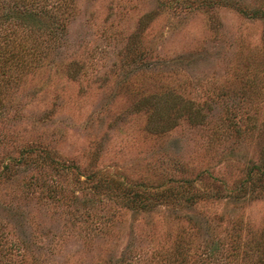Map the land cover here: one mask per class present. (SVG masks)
<instances>
[{"label": "rangeland", "instance_id": "1", "mask_svg": "<svg viewBox=\"0 0 264 264\" xmlns=\"http://www.w3.org/2000/svg\"><path fill=\"white\" fill-rule=\"evenodd\" d=\"M257 7L74 0L63 41L0 115V169L25 149L54 161L0 180L7 246L29 250L14 264H238V247L264 241V180L234 198L264 166V19L239 12ZM89 175L159 190L190 182L200 200L149 214L84 204Z\"/></svg>", "mask_w": 264, "mask_h": 264}, {"label": "trees", "instance_id": "2", "mask_svg": "<svg viewBox=\"0 0 264 264\" xmlns=\"http://www.w3.org/2000/svg\"><path fill=\"white\" fill-rule=\"evenodd\" d=\"M73 10L74 0H0V115L5 109V103L9 102L12 90L17 88L28 75L41 68L49 53L63 41L66 23ZM239 12L251 19H264V7L253 8L249 12L243 10ZM147 17L145 15L141 20L140 27L146 26ZM77 73L79 71L76 69L72 72L73 76ZM152 104L155 117L159 113V99ZM146 106L147 103L142 104L143 108ZM183 116H186L189 122L196 124L202 120V116L196 112L185 111L178 118ZM158 127L159 130L165 128L164 125ZM41 153H35L33 149L22 150L17 159L1 165L0 180L9 177L17 166L54 165V161L47 153ZM56 165L55 168L61 170L71 168L58 163ZM255 169L254 178L250 177L241 183L237 195L234 196L235 199L248 198L257 191L260 181L264 180V166L262 168L256 166ZM85 183L87 195L81 198L84 204H91L93 199L103 197L135 213L149 214L162 206L193 209L200 200L198 191L190 182L159 190L158 187L127 184L122 180L114 179L107 181L105 178L89 175ZM101 200L102 198L99 202ZM7 224L8 222L4 223L0 218V264H14L13 255L23 258L29 251L24 241L11 242L7 246L8 241L5 238L7 233L4 228L8 226ZM213 249L214 252H219L215 245ZM243 249L241 253L238 247L236 252L238 264H264V241L247 243ZM173 264H182V261Z\"/></svg>", "mask_w": 264, "mask_h": 264}]
</instances>
